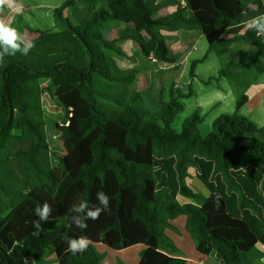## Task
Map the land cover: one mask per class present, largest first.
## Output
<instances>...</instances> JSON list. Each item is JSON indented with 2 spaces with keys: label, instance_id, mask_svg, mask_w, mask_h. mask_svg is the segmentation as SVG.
I'll use <instances>...</instances> for the list:
<instances>
[{
  "label": "trees",
  "instance_id": "16d2710c",
  "mask_svg": "<svg viewBox=\"0 0 264 264\" xmlns=\"http://www.w3.org/2000/svg\"><path fill=\"white\" fill-rule=\"evenodd\" d=\"M248 6L184 0L159 15L157 0H66L62 8L71 7L72 16L61 18L64 29L25 27L35 34L27 55L0 46V264L49 255L59 264H100L101 243L116 251L143 245L138 264H189L165 232L178 230L173 221L180 216L202 255L263 264L264 125L239 110L249 101L245 89L264 73V36L248 28L228 33ZM181 28H198L209 43L191 76L217 50L227 60L203 81L226 77L236 90V110L215 118L208 134L198 112L180 130L173 125L195 94L191 85L173 83L168 99L158 89L151 109L135 86L139 71L118 65L131 59L119 45L128 39L146 58L176 63L168 33ZM49 91L69 110V125L55 124L65 150L56 165L43 102ZM190 168L207 194L188 184ZM98 191L108 195L110 210L85 229L71 224L73 205L97 204ZM45 201L52 216L36 236L34 210ZM80 236L88 248L73 255L66 241Z\"/></svg>",
  "mask_w": 264,
  "mask_h": 264
},
{
  "label": "rangeland",
  "instance_id": "374dc122",
  "mask_svg": "<svg viewBox=\"0 0 264 264\" xmlns=\"http://www.w3.org/2000/svg\"><path fill=\"white\" fill-rule=\"evenodd\" d=\"M247 1L251 4L255 3L257 6L263 5L264 7V0ZM22 2L26 4L27 8L15 19L17 30L27 26L32 29L61 30L65 28V23L61 18L72 16L71 7L62 8L66 0H22ZM59 12L61 16H59ZM248 13H243L240 18H250L252 13L250 16H248ZM179 31L182 32L180 36L178 34ZM168 37H170L168 40L170 48L180 54V58L176 63H166L156 61L153 58H146L142 54L138 43L128 39L120 42L119 45L122 46L131 59H118V65L123 69H135L139 71L135 86L142 91L146 103L151 109H156V92L158 89L162 88L165 99H168L169 88L173 83L185 89H187L188 85H191L195 94L184 100V109L177 114L173 125L177 130H180L184 120L191 114L198 112L203 117V122L201 123L202 133L208 134L212 130L215 118L223 113H231L236 110V90L226 77H223L220 81L214 80L210 84H206L203 81L210 76L218 75L224 66V61L227 60V55L224 54V57L221 58L218 51L213 50L203 62L196 65L194 72L197 76L192 77L190 72L193 61L201 59L208 51L209 43L206 37L198 28H181L177 31L170 30ZM244 45L246 44L241 46ZM262 60L264 61V55L262 56ZM263 83L264 73L258 77L253 86L257 89ZM249 88H246L245 92L250 96L253 89ZM258 90L261 92L259 96L250 102L248 101L240 108L239 112L254 120L258 125L263 126L264 85ZM44 96L43 102L46 116L50 121L47 126V132L53 153H55L52 155V163L56 165L59 161L58 156L62 155L65 150L62 140L57 137L55 124L65 121L69 115V110L59 103L57 97L52 92H45ZM190 173L191 176L187 179L188 184L196 191L204 195L207 194V189L196 179L194 168H190ZM181 199L183 198L181 197ZM184 217L180 216L173 222L177 225L178 230L166 229L165 232L178 246L181 257L185 258L189 264H199L197 257L199 255L207 256L199 252L197 254L195 241L185 229V223H183ZM144 248L143 245H138L127 250L116 251L102 243L96 245V249L102 256L100 264H138ZM207 259L209 260V257ZM29 261L30 264H59L56 255L31 256Z\"/></svg>",
  "mask_w": 264,
  "mask_h": 264
},
{
  "label": "clouds",
  "instance_id": "9594fccd",
  "mask_svg": "<svg viewBox=\"0 0 264 264\" xmlns=\"http://www.w3.org/2000/svg\"><path fill=\"white\" fill-rule=\"evenodd\" d=\"M16 4V0H0V13L7 7L10 10ZM246 26L249 30H253L258 36H264V15L256 16L246 22ZM19 41V43H18ZM21 44L24 45L21 49ZM0 46H3L5 50L8 48L21 51L23 55H27L35 45L32 42L26 41L24 36L19 31L6 22L4 18H0ZM4 57L0 54V62H3ZM96 199L98 201L95 205H89L86 201H80L74 204L71 216V224H74L77 228H87V220H97L103 212L110 210V199L108 195L103 191H98ZM34 215L37 217L33 221L34 232L33 235L38 236L43 230V224L49 221L52 216V207L48 202H44L42 205H37L34 210ZM67 242V251L73 255L77 253H83L87 250L89 240L86 236H80L77 238L69 237Z\"/></svg>",
  "mask_w": 264,
  "mask_h": 264
},
{
  "label": "crops",
  "instance_id": "0c3cea01",
  "mask_svg": "<svg viewBox=\"0 0 264 264\" xmlns=\"http://www.w3.org/2000/svg\"><path fill=\"white\" fill-rule=\"evenodd\" d=\"M157 1L159 3H161V4H163V7L161 8V10L159 12V15H164L166 13L172 12L173 10H175L177 8V5L179 3L180 4L184 3V0H178V1H174V0H157ZM252 3H253V1H252ZM25 8H27V6H26V4L24 2H22V0H16V4L13 6V8L11 10L9 8H6V9H4V11L2 13H0V18H4L7 23H9L12 27L16 28L15 27V19H16V17L18 15L22 14V12H23V10ZM247 12H249L248 16H250L251 13H252V16L250 18H248V17L247 18H240L237 22H235L228 30L229 35H234V34H237V33H243L246 30V28H247V26H246V22L247 21H249L253 17L264 15V7H263V5L257 6L255 3L251 4L249 2V6H248V8H247L245 13H247ZM20 30H18V31H19V33L21 35L24 36L25 40L31 42V40L34 38L35 34L32 33V32H29L28 30H26V28H21ZM181 33L182 32L179 31V33H178L179 36L181 35ZM21 47L23 49L24 45L21 44ZM243 47H245L246 49H251V47L249 45H247V44L244 45ZM253 85L249 88V89H251V88L253 89L251 94H250V96H249V102L259 96V94L261 92H259L258 89L260 87H262L264 85V83H263V85H259V87L257 89H255V86H253ZM44 99H45V96L43 95V101H44ZM180 199H181V197H180ZM181 200L184 201V202L188 201V199H185V198H183ZM183 219H184L183 223H185L186 218L184 217ZM197 254H199L198 251H197ZM207 257H209V260L207 259ZM207 257L199 255V257H197L198 261H199V264H222L220 262V260L215 259L216 257H214V256H207ZM193 261L195 262V260H193Z\"/></svg>",
  "mask_w": 264,
  "mask_h": 264
},
{
  "label": "built area",
  "instance_id": "2783aa9c",
  "mask_svg": "<svg viewBox=\"0 0 264 264\" xmlns=\"http://www.w3.org/2000/svg\"><path fill=\"white\" fill-rule=\"evenodd\" d=\"M69 123H70L69 120H67L66 122H59V124H60L61 126L69 125ZM60 135H61V134L57 132V137H59Z\"/></svg>",
  "mask_w": 264,
  "mask_h": 264
},
{
  "label": "water",
  "instance_id": "95a60500",
  "mask_svg": "<svg viewBox=\"0 0 264 264\" xmlns=\"http://www.w3.org/2000/svg\"><path fill=\"white\" fill-rule=\"evenodd\" d=\"M59 16H61V13L59 12Z\"/></svg>",
  "mask_w": 264,
  "mask_h": 264
}]
</instances>
